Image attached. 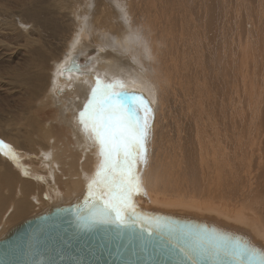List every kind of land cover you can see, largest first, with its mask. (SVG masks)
Segmentation results:
<instances>
[{"label":"bare ground","instance_id":"6f19581e","mask_svg":"<svg viewBox=\"0 0 264 264\" xmlns=\"http://www.w3.org/2000/svg\"><path fill=\"white\" fill-rule=\"evenodd\" d=\"M69 1H73L78 6L75 10L69 7L70 14L74 12L71 21L76 23L78 32L67 45H62L64 48L66 46V50L59 51L61 58L53 61L52 67L50 66L53 69H51L52 76L49 81L50 88L46 91L44 86H41L45 92L36 93L33 99L27 102L24 114L19 117L18 121L11 122V125L6 124L7 128H12L0 137V140L9 146V148L0 149V160L7 159L5 162H9L4 167L0 166V238L9 231L13 220L23 217L29 210L42 208L41 211L46 212L57 206H67L88 191V185L95 177L102 157L99 154L98 144L91 138V133L84 131L80 123V113L85 110V105L92 97V90L97 87V81H99L102 89L106 85H116L119 82L124 86L125 91L139 94L140 99L151 108V127L145 143L147 150L145 161L134 166L142 186V191L133 193L131 197L135 209L152 213L151 215L184 217L185 220L191 221V224L200 232L242 240L264 251V125H261L264 122L260 124L261 119L257 118L258 113L261 117L260 106L257 113L251 106L253 99H249L253 96L251 95L253 92L255 95L256 91L257 96L253 103L261 101V104L258 103L262 106L264 101V74L260 76L261 72L259 73L258 76L262 78H259V82L256 79L257 67L261 65L263 68L264 63V54H260L262 45L264 49V0H234L235 2L232 0L227 7L228 10L224 4L219 3L220 15L223 19L221 18L219 22V15L215 14V16L219 24L225 20L223 26L228 22L230 37L226 38L227 41L217 40L218 35L220 36L217 30L218 33L215 35L213 32L212 36L211 32L210 36L205 35V41L201 39L208 46L205 49L211 50L210 53L212 50L218 54L222 52L224 54L222 61L229 66L228 69L231 68L232 81L222 79L220 84V91H225L223 98L221 97L223 93L219 92L221 99L218 101L220 100L221 103L213 101L214 105H211L212 108L214 107L212 112H218L217 116L223 118L219 111H225L227 122L220 117L216 118V114L209 112L211 106L209 111L206 109L210 101L207 94H210L212 88L209 82H204L208 80L206 79L208 71L206 72L205 69L207 62L205 63L203 57L200 56L202 54L200 48L197 51L194 48L191 53L189 51L192 29L189 30L195 24L193 20L190 24L187 23L188 28L185 27L188 40L185 34L181 36L182 31L179 28L177 31L174 27L176 31L171 33L174 50L171 39L167 46L164 44L161 55L157 54V50V52L153 51L156 46V40L153 37H155V27H158L157 17L167 26L173 22L176 28L187 22V16L190 13L188 14L187 5L185 6L182 0H177L180 8L174 5L175 2L174 6L161 5L162 7H154L155 4L151 3L153 1L149 0L145 1H149L150 6H148L149 3H145L144 7H140L141 2L138 3V8H145L144 11L138 10L141 13L140 17L147 25V28L142 26L145 32L147 30L143 37L147 38V43L153 44L149 48L151 55L147 54V49L144 53L135 51L139 57L144 56L142 63L131 61L127 55L128 53L131 55V51L126 54L127 47L118 35L119 31L118 36L111 35L113 28L115 30L119 28L112 25L114 14L109 15V5L105 13V7L102 8L103 2L100 1L101 6L99 4L100 7H95L96 14L94 11L88 13L89 21L86 22L78 16L81 12V18H83L85 2L82 4L77 3L78 0ZM120 1L121 4L134 5L133 7L137 5L134 4L135 0ZM239 6H243L244 11L238 10ZM160 7L164 11H158ZM214 10L216 9L212 8L211 15ZM153 12L152 15L157 16L153 18L156 21L150 20L149 15ZM171 12H178L179 18L172 17ZM198 13L199 10L196 16ZM106 15L110 17L107 18ZM91 16L93 21H91ZM244 18L246 19L244 31L247 34L244 33L245 37L241 39V37L237 38L234 28L236 24L240 25L241 20H245ZM209 19L211 23L216 22L211 17ZM254 19L259 21L256 20L258 26L255 29H253L254 25L252 26ZM151 23H155V27H152L153 32H151L154 36L148 33ZM199 24L201 22H198ZM210 24L211 27L212 24ZM92 25L96 28L94 31L91 29ZM72 26L73 29L75 25L72 24ZM200 26L199 30L202 28ZM209 29L212 28H208V32ZM161 30H164L162 26ZM167 30V35H169ZM181 30L184 29L181 28ZM233 30L236 36L232 33ZM258 36H260V42ZM156 38L158 40L157 36ZM127 41L126 39L125 42ZM181 42L185 44V50ZM197 44L199 43L195 45ZM258 44H261L260 50L255 47ZM181 45L183 52L180 51ZM136 47L139 49V45ZM255 48L258 52L260 51L259 55L256 54ZM173 53L177 54V58L179 57L178 64L174 61ZM152 54H154L155 63L154 57H151ZM133 57H136L135 54ZM73 59L78 64V70L67 69ZM256 62L259 64L256 65ZM186 65L193 67L191 71L195 69V79L190 76V83L185 82L184 76H181V68H185ZM35 66L41 74L43 84H46L49 73H44L45 68L41 61ZM164 67H167L169 71ZM252 78L260 84L257 83L256 89L254 86H249L247 81L251 80L249 82L252 84L254 82ZM240 80L246 91L245 95L249 96V101L240 100L241 93L240 95L238 93L243 90L239 88ZM200 81L203 83H198ZM217 81L220 80L217 79ZM246 82L249 84L248 87ZM119 90L117 87L112 89L114 92ZM118 99L124 100L126 108L131 109L133 101L130 97ZM244 105L247 109H244ZM247 112L248 120L245 115ZM261 112L264 117V110ZM20 123L23 130H27L24 134L26 137L23 139L27 143L26 147L20 146V141H18L17 133ZM237 126H240L238 128L241 131ZM259 127L260 129L262 127L259 132L263 139H259L258 133L254 134V130ZM236 129L239 131L237 132ZM182 141L183 146L181 147L180 142ZM179 147L183 148L180 158L178 157L180 153H177ZM9 150L14 154L15 159L4 154ZM251 163L256 164L255 170H250ZM4 216L7 217L5 223ZM16 226L17 224L12 228Z\"/></svg>","mask_w":264,"mask_h":264},{"label":"rangeland","instance_id":"374dc122","mask_svg":"<svg viewBox=\"0 0 264 264\" xmlns=\"http://www.w3.org/2000/svg\"><path fill=\"white\" fill-rule=\"evenodd\" d=\"M97 1L98 0H80V2H79V0H78L77 3H82L83 4L85 2L84 3L85 4V6H84V15L82 16L83 18H81V12H79L78 16L80 17V19H83L86 22H88L89 21L87 19L89 17L88 13H90L91 11L92 12L94 11V13L96 14L95 7H100L102 2H103V4H102L103 7L102 8L104 9V7H105V9H104L105 13H106V10L110 7V9L108 10V12L110 13L109 15L110 16L113 15V14L116 15V17L113 15V18H114L112 20L113 24L112 23L111 24L113 25V27L116 26V28H119V30L118 29L115 30L113 28V31L111 32V35L112 34H115L114 36L120 35L123 43H125L124 45L127 47V49H130L128 51L126 49V47L124 46V51L126 49V51H127V52L125 51L126 54L131 51L130 52L131 55L129 53L127 55L130 57L131 61H133L134 63H136V61L141 62V60H143V57H144L143 55L141 57H139L138 54L135 53L136 50L137 51H141V52L144 53L146 51V49H147V54H150L149 48H150V46L153 45V44L151 45V43H149V42L147 43L146 42V41H148L147 38L143 37L147 33V30L145 32L143 29H144V27L147 28L146 27L147 25H145L146 23H145L144 19L140 17L141 13L139 11H141L142 8H138V5H139L138 3L141 2L140 5H139L140 7H144L145 3L146 4L149 3L148 6H150V4L152 3L153 5L155 4L154 7L161 6V5L162 6H167V5L174 6L175 5L176 7L180 8V4H178L177 0H170V1L169 0H149V1H153L151 3L149 1L147 2L145 0H144V3H143V0H141V1L140 0H138V1L135 0L134 4H137L135 7H133L134 5H130V4L127 5L126 3H124V4L122 3L121 4V3H119V2H121L120 0H118V1L117 0L116 1H114V0H104V1L103 0H99L98 2ZM100 1H102L101 4H100ZM182 1H183V3H185V6L187 5L186 9L188 11V14L190 13L187 16V22H185L183 25L181 24L182 27L179 25L176 28V26L173 25V22L171 24H168V26L164 25L163 22H160L159 17H157L155 15H152V14H154V12L150 13L151 14V15H149L150 20H152L154 17L155 18L157 17V22H158V27L157 26L155 27V23H151L152 25L148 27L149 29H150V27H151V29H152V27L153 28L155 27V30H154L155 37H153V38H155V40H156V44H155L156 46H155V50H153V51H155V52L158 51L157 54L159 53V55H161V52L164 49V47L167 46L168 43H170V41L172 39L171 33H175L173 31L175 29H177V31H178V28H179V30L182 31L181 32V36L183 34H185V36H186V34H187L186 33V28H188L187 26H189L190 21H192V20L194 21L195 24H193L191 26L192 28H190V30H189V31H191V29H192V31H191L192 38H191V44H190L191 46L189 47L190 48L189 51L191 53V52L194 51V48H195L196 51L200 48L199 50L202 53V54H200V56L203 57L205 63L207 62V64H206L207 67L205 69H206V72L208 71L206 73V79L208 78V80H205L204 82H209L208 84H210V86L212 88L210 94H207L208 98H210L209 99L210 101L208 100L209 104L207 103V106H206L207 108L206 109H207V111H209V107L211 105L212 106L214 105L213 101L217 102L218 99H221V97L222 98L224 97L223 95H224L225 91L222 92V90L220 91V89H219L220 88V84L222 82V79H223V81H232V79H231V75H230V72H231L230 69L231 68L228 69L229 66L226 65L224 63V61H222V57L224 56V54L222 52H220L218 54V53L214 52V50H212V53H210L211 50L205 49L208 46L205 45V43L203 41H205V39H206L205 35L208 34L210 36V34H211V36H212V32H213L214 35L217 34L218 32H220V36L218 35L217 40L221 41V40L225 39V41H227V39H229V37H230V35H229L230 31L229 30L230 29L228 28V22L225 24V26H223L224 23H225V20H224V22L222 21L223 24L222 23L219 24V22H221V20L223 19L222 16L220 15L221 6L219 5V3H221L222 5L224 4L225 8L227 9L229 3H231L232 0H182ZM174 2L176 4H178L179 6L174 4ZM226 2H227V4H226ZM99 4H100V6H99ZM111 4L112 5L114 4V5L112 6ZM118 4H119V6H118ZM195 4H197L198 6L197 5L195 6ZM95 5H97V6H95ZM108 5H109V7H108ZM123 5L125 7H123ZM199 5H201V7H199ZM69 7H71V9H74V10H75V8H78V6H76V4L73 1H69V0H0V137L2 135H5V133L12 128V127L7 128L6 124H10L11 125V122L18 121L19 117L24 114L25 109H26L25 106L27 105V102L31 101L33 99L34 95H36V93L45 92L44 90L48 91V89L50 88L49 81H50V78L52 76L51 75L52 63H53V61H57L58 59L61 58V56H60L61 54L58 53L59 51L63 50V52H64L66 50V46L64 48V46H62V45H67L68 42H70L72 40L73 36H75L77 34V32H78V29H76L77 28L76 23H74V21H71V19L73 18L74 12L72 11V13L70 14ZM86 7H87V9H86ZM161 7L158 8L157 10L158 11L162 10ZM146 8H147V6H146ZM199 8H201V9H199ZM212 8L216 9L217 13H215L216 10H214L213 15H211ZM66 9H68V11ZM111 9H114V10H111ZM190 9H191V11H190ZM237 9L240 10L241 12L244 11V7L243 6H239V7H237ZM115 10L116 11L118 10V11L116 12ZM144 10H145V8L142 9V11H144ZM192 10H193V13H192ZM198 10H199V13L196 16ZM162 11H164V9ZM200 11H202V12H200ZM206 11H207V14H206ZM176 13H172L171 12V16L172 17L175 16V18L178 19L179 18V13L178 12H176ZM201 13H203V14H201ZM215 14L219 15L218 16L219 22L217 21ZM109 15H106V17L108 16L107 18H109L110 17ZM199 15L203 16L202 17L203 19L200 18L201 16H199ZM198 16H199V18H198ZM209 16L212 19H213V16H215L214 19H215L216 22L213 21V23H211V21L209 19L210 18ZM191 17H192V19H191ZM207 17H209V18H207ZM240 18L243 19V17H240ZM232 19H233V17H232ZM128 20L131 21V22H129ZM153 20L156 21V19H153ZM227 20H228V18H227ZM256 20L257 19L253 20V24H252V26L254 25L253 29H255V27L258 26V22L259 21L257 20L258 21L257 22ZM91 21H93L92 16H91ZM116 21H118V22H116ZM205 21H206V23H205ZM198 22L199 23L201 22V24L198 25ZM202 22H203V24H202ZM245 22H246V19L243 20V21L241 20V24L240 25H238V24L235 25L234 29L237 32V38L241 37V39H244V37H245L244 33H246L244 31V23ZM115 23H117V24H115ZM187 23H189V24L187 25ZM231 23L233 24L234 22L232 21ZM72 24L75 25L73 29H72V27H73ZM209 24L211 25V27L209 26ZM216 24H217V26L215 27ZM93 25H92L91 29L94 31L96 28ZM125 25L126 26L129 25V27L128 26L126 27ZM139 25H140V27H142V26H144V27H142V29H141L139 27ZM156 25H157V23H156ZM194 25H195V27H194ZM161 26H162V28H164V30H161ZM171 26H172V28H171ZM199 26H200V28L202 27L200 29L202 31L199 30ZM207 26H209L208 28H212V29L214 28L213 31H212V29H209L210 31L208 32ZM174 27H175V29H174ZM167 28H168V30H167ZM181 28L184 29V30H181ZM215 28H217V29H215ZM226 28H227V30L225 31ZM127 29H129V30L127 31ZM124 30H126V31H124ZM159 30H160V32H158ZM166 30L170 33V34L168 33L169 35H167ZM217 30H218V32H217ZM106 31L109 32V30H106ZM142 31H144V32H142ZM149 31H148V33L152 36L153 34L151 32H153V29H152V31H150V32ZM203 31L205 32V34H204ZM117 32L119 33L118 35H117ZM232 33H234V35L236 36L234 30L232 31ZM101 34H97V36H101ZM156 34H160V35H156ZM156 36L158 37V40H157ZM168 36H170V37H168ZM185 36H183L184 39H185ZM187 36H188V34H187ZM187 36H186V38H187ZM201 36H203V37H201ZM164 37L165 38L168 37V39H164ZM195 37H196V39H195ZM125 38L128 40L127 42H125L126 41ZM198 38L200 40H198ZM257 38H258V40L260 42V36H258ZM160 40H162L161 41L162 43L161 42L158 43ZM187 40H188V38H187ZM201 41H202V43H201ZM183 42H181L182 45H183ZM185 42H186V40H185ZM143 43L145 44V46H144ZM171 43L172 44L174 43L173 39H172ZM196 43H199V44L195 45ZM200 43H201V45H200ZM164 44H165V46H164ZM188 44H189V42H188ZM188 44L186 43V45H188ZM138 45H139V47H138L139 49H136L137 48L136 46H138ZM182 45L180 46V48H181L180 51L182 50V52H183ZM260 45L258 44V45L255 46L256 48L258 47L257 49L262 47L261 50L259 49L262 53H260V51L258 52L257 49L255 48V51H257L256 54L258 53L257 55H259V53L260 54H264L263 45L261 47H260ZM196 46H197V48H196ZM172 47H173V50H174V47H175L174 44H173ZM183 48L185 50V44L183 45ZM186 48H188V46H186ZM134 54L136 56L135 58L133 57ZM52 55L55 56V57H53ZM175 55H176V57H175ZM182 55H183V53H182ZM46 56H48V58L52 57L51 60H50V58L47 59ZM131 57H133L134 59L131 58ZM151 57H154V54H152ZM173 58H174V61L176 62V64H178L177 60H179V57L177 58V54L176 53H173ZM40 61L42 62L43 66L45 68L44 69V73H46V74L49 73L48 77H47L48 79L46 80V84H43V80H42L41 74H40L38 68L35 66L36 63L40 62ZM45 61H46V63H45ZM154 63H155V57H154ZM164 63H165V59H164ZM257 63L258 62H256L255 64L258 65L259 63L258 64ZM45 65H47V67H45ZM184 67L185 68H181L180 67L181 68V76L182 75L184 76L185 82L190 83V78H189L190 76H191V78L195 79V69H192V71H191V68H193V67H190L188 65H186ZM33 69H35V70H33ZM164 69L168 70L167 67H164ZM212 69H213V71H211ZM262 69L264 71V63H263V68H262L261 65H260V67H257L258 73L256 72V77H257L256 79H257L258 82H259L260 79H262V78H260V76H263V74H264ZM259 73H260V76H258ZM188 74H191V75H188ZM49 75H50V77H49ZM254 78H252L253 81L255 82L254 83L252 81L253 85L250 83L251 80H247L248 83L250 84L249 85L246 82L247 83V87H248V85L249 86H254V88L256 89V87H257V85L259 83ZM217 79L220 80V81H217ZM215 82L217 83L216 85L218 87H216ZM198 83H203V81L202 82L200 81ZM239 83L241 84V80H240ZM240 84H239V88L242 89L243 85L241 84V86H242L241 87ZM41 86L42 87L44 86V90H43V88ZM241 91H239V93H238L239 95L241 93V96H242V97L240 96V98H241L240 100L243 99V101L244 100L245 101H249V99L250 100L253 99L252 103H251V106H252V108H254V110L256 112L259 111L258 108L260 106L259 109H260L261 117L259 116V113L257 112L258 113V117L257 118L261 119L260 124H261V122H264V119H263L264 117H262V112H261V111L264 110V108H263L264 107L263 106L264 105V101L262 102L263 103L262 106L260 105L261 101H256L257 103H253V102H255L254 98L256 99V96H257L256 95V91H255V95H254V92H253V94L250 93L253 96H251V98H249V99H248L249 96L247 94H246L247 96L245 95L246 91H244V88ZM213 92H215V93H213ZM219 92H221V94L223 93L221 95V97H220V93ZM228 93H230V92H228ZM242 93H243V95H242ZM212 95H214V96H212ZM244 97H245V99H244ZM258 102H260V104ZM218 103L219 104L221 103L220 100L218 101ZM254 104H256V105H254ZM212 106L210 107V111L209 112H211L213 114H216V118H219L220 116H217L218 112H214V111L212 112V110H214V107L212 108ZM220 109H222V108H220ZM244 109H247V107L245 105H244ZM219 112H221L220 114L223 115V118L220 117V119H222L224 122H227V119L225 117V111L224 110L223 111L220 110ZM247 114H248V112L245 114L246 115V119L248 120V117H247L248 115ZM254 117H256V116H254ZM256 121L258 122L259 120H256ZM25 124H26V122H25ZM261 125L263 126L264 123L261 124ZM238 127H240V126H237V128ZM176 128L177 127L175 126V130H176ZM238 129L240 130V128H238ZM238 129H236L237 132L239 131ZM18 130H19V132L17 133V136H18V141H20L19 144H20V146L26 147L27 143H26V141H23V139L26 137L24 134H26L27 130H23V126H21V123H20V128H18ZM261 130H262V127H261V129L259 127V128H257V130H254V134L258 133L259 139H263V137L260 136V135H262V134H260ZM180 131H181V125H180ZM2 132L4 134H2ZM176 132H177V130H176ZM33 139H35V138H33ZM183 141H184V139H183ZM183 141L180 142V145H181V143L183 144ZM182 146L183 145H181V147ZM181 147H179V150H177V153L178 154L180 153L178 155V157L181 154H183L182 153L183 152V148H181ZM5 161H7V159H4V160L1 159L0 160V163H1L0 166L4 167L5 165H8L9 162H5ZM180 161L182 163V160H180ZM251 165H252V167H251ZM255 165H256L255 163H251L250 164V168H251L250 170H255ZM259 168L261 169V167H259ZM179 181H180V179H179ZM38 209L39 208H37V210H33V209L29 210L27 213H25L23 215V217L13 220L10 223V225H12V226H14L16 224L18 225V223L20 224L24 219L31 218L32 216L34 218V216L37 217L36 215L39 216V213L40 214L44 213L43 212L44 210L41 211L42 208H40L39 210ZM4 218H5V216H4ZM6 219H7V217L4 219V223H5ZM12 226L10 227V229L12 228Z\"/></svg>","mask_w":264,"mask_h":264},{"label":"snow or ice","instance_id":"6c2138e0","mask_svg":"<svg viewBox=\"0 0 264 264\" xmlns=\"http://www.w3.org/2000/svg\"><path fill=\"white\" fill-rule=\"evenodd\" d=\"M114 87L120 90L114 92ZM121 97L132 99L130 110L126 108L124 100L118 99ZM150 115L151 108L140 99L139 94L125 91L119 82L102 89L97 81L92 97L80 113V123L86 133H91L102 157L95 177L88 185L92 199L88 215L81 216L84 223H110L118 228H126L130 221L134 224L139 219L131 200L133 193L142 191L134 166L145 161V143L151 127ZM3 148L9 146L0 141V149ZM4 154L15 159L11 150ZM167 230L173 234L178 233L174 247L184 257L178 264H264V251L247 242L236 240L218 244L216 242L224 238L215 234ZM152 235L155 233L149 232V236ZM208 253L216 257L222 255L224 259L205 262L201 257Z\"/></svg>","mask_w":264,"mask_h":264},{"label":"water","instance_id":"95a60500","mask_svg":"<svg viewBox=\"0 0 264 264\" xmlns=\"http://www.w3.org/2000/svg\"><path fill=\"white\" fill-rule=\"evenodd\" d=\"M67 69L78 70L75 59ZM91 199L88 190L71 204L49 209L9 230L0 238V264H178L184 260L174 247L178 233L167 229L200 232L184 217L136 209L139 219L126 228L110 223L89 225L81 216L88 215ZM223 238L216 243L236 241ZM201 259L210 262L224 257L208 253Z\"/></svg>","mask_w":264,"mask_h":264}]
</instances>
